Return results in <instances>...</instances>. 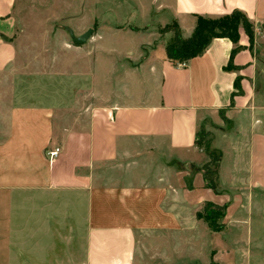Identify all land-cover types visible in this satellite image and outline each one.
<instances>
[{
	"label": "crops",
	"instance_id": "crops-1",
	"mask_svg": "<svg viewBox=\"0 0 264 264\" xmlns=\"http://www.w3.org/2000/svg\"><path fill=\"white\" fill-rule=\"evenodd\" d=\"M234 11L254 40L168 58ZM262 38L264 0H0V264H264Z\"/></svg>",
	"mask_w": 264,
	"mask_h": 264
},
{
	"label": "trees",
	"instance_id": "trees-1",
	"mask_svg": "<svg viewBox=\"0 0 264 264\" xmlns=\"http://www.w3.org/2000/svg\"><path fill=\"white\" fill-rule=\"evenodd\" d=\"M241 28L253 40V25L243 13L234 11L232 14L218 19H208L199 16L196 30L190 39H184L182 37L180 28L176 23L162 31H173L175 33L174 41L167 47L168 58L172 61L186 63L193 58L203 55L216 38L226 37L230 38L234 43L238 42ZM206 141L207 133L202 131L199 134L198 145L202 147ZM219 163L220 158L218 156H212L211 160L203 168L206 184L214 190L218 188ZM225 210V207L208 203L203 212L198 214V217L207 221L213 231L219 232L224 227L221 220L225 215Z\"/></svg>",
	"mask_w": 264,
	"mask_h": 264
},
{
	"label": "rangeland",
	"instance_id": "rangeland-1",
	"mask_svg": "<svg viewBox=\"0 0 264 264\" xmlns=\"http://www.w3.org/2000/svg\"><path fill=\"white\" fill-rule=\"evenodd\" d=\"M40 8H42V7H40ZM22 12H23V14H25L24 11H22ZM32 14L42 15V14H46V12L43 9H38L37 11H35V10L32 11ZM65 25H67V23L59 24L58 27L60 29H62ZM96 27H97V25H96ZM253 40H254V36H253ZM257 52H258V56H259L260 62L262 64H264V38L258 40ZM30 75H32V76H26V77L18 78L19 86H20L21 89H24V91H26V90L27 91H32L34 89L33 86L35 88H39L40 87V84H41L40 78H36L35 76H33V75H35V73L34 74L32 73ZM62 85H63L62 81L60 82V86H58V81L57 80H55V79L49 80V91H50V93L51 94H56L58 90L63 92V86ZM259 85L262 86L261 83ZM259 87H258V90H260V88H261V87L260 88Z\"/></svg>",
	"mask_w": 264,
	"mask_h": 264
},
{
	"label": "water",
	"instance_id": "water-1",
	"mask_svg": "<svg viewBox=\"0 0 264 264\" xmlns=\"http://www.w3.org/2000/svg\"><path fill=\"white\" fill-rule=\"evenodd\" d=\"M91 34H92V30L88 31V33H86V35H84L81 39L74 38V40L79 43H82L83 41H86L90 37Z\"/></svg>",
	"mask_w": 264,
	"mask_h": 264
},
{
	"label": "built area",
	"instance_id": "built-area-1",
	"mask_svg": "<svg viewBox=\"0 0 264 264\" xmlns=\"http://www.w3.org/2000/svg\"><path fill=\"white\" fill-rule=\"evenodd\" d=\"M55 154H56V152H52V153H51V155H53V156H54Z\"/></svg>",
	"mask_w": 264,
	"mask_h": 264
}]
</instances>
